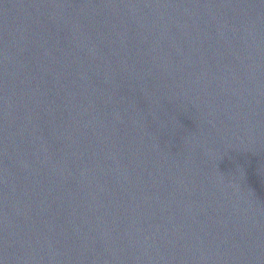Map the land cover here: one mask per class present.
<instances>
[{
	"label": "water",
	"instance_id": "95a60500",
	"mask_svg": "<svg viewBox=\"0 0 264 264\" xmlns=\"http://www.w3.org/2000/svg\"><path fill=\"white\" fill-rule=\"evenodd\" d=\"M0 264H264V0H0Z\"/></svg>",
	"mask_w": 264,
	"mask_h": 264
}]
</instances>
